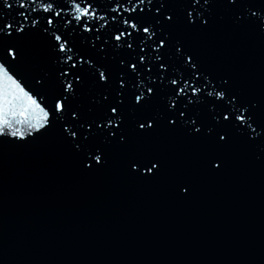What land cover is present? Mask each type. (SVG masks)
I'll return each mask as SVG.
<instances>
[{
	"label": "water",
	"instance_id": "95a60500",
	"mask_svg": "<svg viewBox=\"0 0 264 264\" xmlns=\"http://www.w3.org/2000/svg\"><path fill=\"white\" fill-rule=\"evenodd\" d=\"M10 2L12 9L0 7L4 20H22L16 13L24 10L16 0ZM119 2L123 0H98L97 15L106 16L104 21H92L98 28L105 25L98 31L84 32L75 21L66 23L71 19L68 16L57 19L49 29L67 36L74 59L81 55L91 59V68L78 65L87 83L71 101L85 119L97 117L99 106L94 109L91 101L108 91L95 86V70L110 69L117 78L119 61L135 59L143 47L146 62L151 58L152 64L164 62L168 68L159 99L150 109L153 114L169 98L187 102V97L170 95L168 78L203 84L207 76L244 100L259 102L257 117L264 120V34L233 16L241 7L252 11L264 7V0H244L235 9L225 6L227 0H214L205 13L210 20L205 29H186L187 0H168L167 10L175 13L176 25L159 30L143 43L132 38V49L116 47L111 39L122 28L120 17L112 21L115 14L110 11ZM125 7L130 5L125 3ZM26 14L28 23L45 15L31 13L30 7ZM44 27L42 19L36 29L26 24L34 35L18 44L19 63L6 67L50 113L59 92L58 69L65 65L56 62L51 48L55 42L43 33ZM139 35L134 33V37ZM162 36H167L166 47L160 49L161 61H156L158 53L148 45L155 48L153 40ZM177 41L184 45L180 53L175 51ZM185 53L194 56L198 81L183 62ZM155 75L153 71L151 76ZM221 78L229 84L224 86ZM126 80V117L131 126L140 114L130 106L135 86L130 78ZM210 90L211 86L203 89L205 93ZM226 101L227 96L225 106ZM179 106L186 115L191 111L193 118L200 116L205 121L211 111L220 110L212 104ZM17 127L25 132V140L5 142L12 138L0 137V264H264V144H247L234 137L230 145L218 149L206 138L187 135L183 126L176 130L161 127L150 137L132 136L127 146L108 144L98 137L94 143L103 148L108 164L85 170L83 155L67 143L60 121L53 120L46 125L47 131H32V135H28L27 123ZM136 153L160 158V175H128L127 158ZM210 156L222 161L221 169L209 168ZM181 185L189 187L188 194Z\"/></svg>",
	"mask_w": 264,
	"mask_h": 264
},
{
	"label": "snow or ice",
	"instance_id": "6c2138e0",
	"mask_svg": "<svg viewBox=\"0 0 264 264\" xmlns=\"http://www.w3.org/2000/svg\"><path fill=\"white\" fill-rule=\"evenodd\" d=\"M109 3L112 0H108ZM125 3L130 7H125ZM214 0H187V8L184 15V27L192 29L199 27L205 29L210 20L205 13L211 7ZM244 0H227L225 5L228 9H235L242 6ZM19 9L16 15L22 20L5 21V13L0 11V137H11L15 140H25V132L21 131L17 125L27 123L28 135L32 131L39 132L40 129L47 131L46 125H50L53 120L60 121V130L67 143L73 146L78 154H82L81 165L85 170L105 167L108 164V157L99 144L94 143L98 137H103L108 144L127 146L132 136L150 137L161 127L176 130L183 126V131L196 138H206L210 144L218 149L230 145L234 137L243 139L247 144H264V120L257 117L261 105L257 101L244 100L236 92H229L226 87H219L212 83L205 76L204 83H192L189 79L175 77L168 78L171 86L170 95L177 98L187 97V102L180 99H168L163 103L159 113L153 114L151 106L159 99L161 88L164 85L168 68L164 62L152 64L151 58L146 62L144 48L139 47V52L135 59L125 61L121 59L120 73L117 78L113 77L110 69L95 70V86L99 89H108L101 92L99 99L91 101L94 109L98 107L96 118L85 119L77 107H73L71 101L75 100L78 93L86 85L87 81L83 75V68L78 65L92 66L91 59L79 56L74 59L73 47L69 46L66 35L57 34L49 31L53 28L57 19L64 20L65 16L71 17L65 21L71 24L76 22V26L84 32L98 31L99 28L92 21L106 20V16H98V0H16ZM168 0H123L117 3L116 7H111L114 13L112 21H117L122 28L117 29L111 39L116 42V47L126 45L129 49L133 48L132 38L140 40L142 43L147 39L157 36L161 29L167 31L176 25V15L167 10ZM207 6V7H206ZM0 7L12 9L13 3L10 0H0ZM37 13L42 11L43 17L35 16L29 21V11ZM59 9V10H57ZM67 9V11H66ZM245 11L250 15L245 16ZM127 13L126 16L123 14ZM259 13V15H258ZM234 19L238 22L244 21L250 28L264 34V7L255 11L243 9L239 13H233ZM255 18V19H253ZM41 19L46 23L43 33L47 34L55 43H51V48L56 53L55 59L58 64L65 65L58 69L56 77L59 92L53 97L51 112L41 106L38 99L25 91L24 87L14 79V74H10V67L13 63H19L20 48L18 44L34 33L26 30L36 29ZM129 29L131 31H129ZM134 33L141 35L134 37ZM168 35H171L169 32ZM99 40L100 37H95ZM167 36L158 37L153 40L155 48L148 45L150 51L158 54L156 61H161L164 55L160 49L166 47ZM107 43V41H105ZM93 47H97L95 44ZM184 45L177 41L175 51L180 53ZM135 51V50H134ZM63 53L64 55H59ZM131 56V53L129 54ZM183 62L192 69L195 80H199V69L194 56L190 53L183 55ZM156 71L154 77L151 73ZM130 78L135 86V91L131 93L132 107L135 113L140 114L134 123L129 126L126 117L127 88L126 85ZM222 84L227 86L229 80L221 78ZM159 80V84L156 81ZM40 84V79H37ZM211 86L213 90L203 91L204 88ZM219 87V90H215ZM190 89V92H189ZM227 101L225 106V98ZM214 99H208V98ZM42 99V98H41ZM219 101V104L215 102ZM184 105V109L189 106L207 107L212 104L219 111H211L210 119L205 121L200 116L193 118L191 111L186 115L185 111L179 106ZM51 117V118H50ZM228 137L227 139L225 137ZM218 137V139H217ZM209 168L213 171L221 169L222 161L210 156L207 160ZM162 161L152 153H136L128 156L125 170L128 175L144 178H154L162 171ZM185 194L189 193L187 185L180 186Z\"/></svg>",
	"mask_w": 264,
	"mask_h": 264
}]
</instances>
